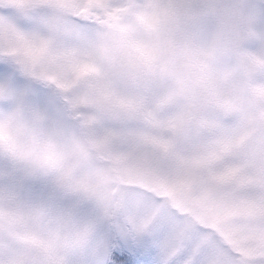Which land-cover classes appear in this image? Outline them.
Returning <instances> with one entry per match:
<instances>
[{
	"label": "snow or ice",
	"instance_id": "obj_1",
	"mask_svg": "<svg viewBox=\"0 0 264 264\" xmlns=\"http://www.w3.org/2000/svg\"><path fill=\"white\" fill-rule=\"evenodd\" d=\"M0 264H264V0H0Z\"/></svg>",
	"mask_w": 264,
	"mask_h": 264
}]
</instances>
